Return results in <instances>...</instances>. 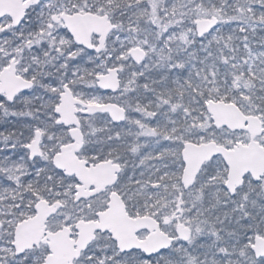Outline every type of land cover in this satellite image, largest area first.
<instances>
[{"label": "snow or ice", "instance_id": "6c2138e0", "mask_svg": "<svg viewBox=\"0 0 264 264\" xmlns=\"http://www.w3.org/2000/svg\"><path fill=\"white\" fill-rule=\"evenodd\" d=\"M0 264H264V0H0Z\"/></svg>", "mask_w": 264, "mask_h": 264}]
</instances>
